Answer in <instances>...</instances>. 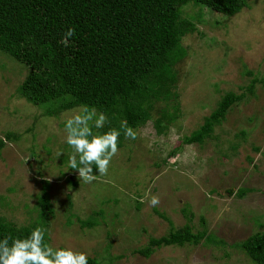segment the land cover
<instances>
[{"label": "rangeland", "instance_id": "1", "mask_svg": "<svg viewBox=\"0 0 264 264\" xmlns=\"http://www.w3.org/2000/svg\"><path fill=\"white\" fill-rule=\"evenodd\" d=\"M198 11L202 19L183 37L187 54L175 65L176 96L167 106L155 102L136 139H126L107 175L95 171L90 183L68 169L74 149L65 121L79 106L48 115L28 102L18 93L28 68L0 51V215L18 226L36 223L46 180L53 215L45 228L54 248L86 252L98 264H254L235 244L264 231V85L247 89L253 78L264 80V0H248L232 16L181 5L184 17ZM228 91L245 97L204 142L183 144ZM163 107L177 108L176 118L163 120L159 133L153 121ZM86 219L95 224L81 226ZM184 224L222 241L161 246L148 257L134 251Z\"/></svg>", "mask_w": 264, "mask_h": 264}, {"label": "trees", "instance_id": "2", "mask_svg": "<svg viewBox=\"0 0 264 264\" xmlns=\"http://www.w3.org/2000/svg\"><path fill=\"white\" fill-rule=\"evenodd\" d=\"M247 1L0 0V51L28 68L18 87V93L28 102L44 107L48 115L74 106L94 107L108 117L104 128L94 129V133L120 130L119 148L126 140L120 128L122 121L126 120L136 132L151 119L156 101L167 106L176 96L172 90L175 65L187 54L182 39L196 30V17L202 19L201 11L186 13L184 17L181 5L192 3L199 10L206 8L232 16ZM69 28L75 30V35L68 38L65 46L61 41ZM255 82L264 85V80L255 77L247 89L251 91ZM244 97V93L226 92L204 123L185 136L182 143L204 142L231 105ZM176 111L177 108L169 113L163 107L153 121L155 130L161 133L162 121H172ZM6 137L16 139L17 135L8 131ZM4 140L0 138V149ZM67 179L72 180L69 176ZM48 185L46 180L42 182L37 197V222L18 226L0 215V239L26 238L34 228L47 227L53 215ZM80 224L89 227L95 220H80ZM215 239L204 228L193 231L190 225L184 224L171 228L166 235L150 237L146 245L134 251L148 257L161 246L197 245L202 240ZM48 241L45 232V243ZM221 241L216 239V243ZM235 245L254 264H264V231H257ZM98 263L95 257H88V264Z\"/></svg>", "mask_w": 264, "mask_h": 264}, {"label": "clouds", "instance_id": "3", "mask_svg": "<svg viewBox=\"0 0 264 264\" xmlns=\"http://www.w3.org/2000/svg\"><path fill=\"white\" fill-rule=\"evenodd\" d=\"M74 35L75 30L69 28L61 42L67 46L68 38ZM107 122L108 117L103 112L98 113L88 105H80L65 121V142L74 149L68 167L77 170L78 177L85 183L96 179L94 167L100 175H107L112 158L119 151L120 130L93 131L103 129ZM120 128L126 139H136L137 133L126 120L121 122ZM149 203L155 207L159 197L152 196ZM45 232V228L36 227L26 238L0 239V264H88L86 252L46 244Z\"/></svg>", "mask_w": 264, "mask_h": 264}]
</instances>
